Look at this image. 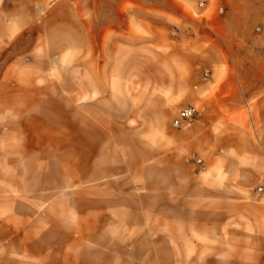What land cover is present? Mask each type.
Returning <instances> with one entry per match:
<instances>
[{"label":"crops","instance_id":"1","mask_svg":"<svg viewBox=\"0 0 264 264\" xmlns=\"http://www.w3.org/2000/svg\"><path fill=\"white\" fill-rule=\"evenodd\" d=\"M10 2L0 0L3 40L31 23L27 1ZM132 3L138 31L125 28L122 39L131 58L120 76L90 86L149 89L137 95L142 119L162 103L175 117L193 106L197 117L181 129L151 130L152 144L147 132L96 126L88 170L73 180L88 185L80 189L88 198L73 200L88 203L69 209L60 194L64 145L44 159L48 145H34L28 128L32 113L0 108V264H264V192L255 194L264 186V0H212L197 17L182 16L195 29L175 39L183 58L164 80L144 78L155 69L145 63L144 1ZM149 45L155 54L164 43L154 34ZM242 45L247 64L236 63ZM21 86L32 88L33 79ZM161 88L172 90L164 97Z\"/></svg>","mask_w":264,"mask_h":264},{"label":"rangeland","instance_id":"2","mask_svg":"<svg viewBox=\"0 0 264 264\" xmlns=\"http://www.w3.org/2000/svg\"><path fill=\"white\" fill-rule=\"evenodd\" d=\"M21 1L11 0L18 5ZM26 1L31 23L16 36L0 39V108L6 112L32 113L28 128L33 132L34 145H48V151L42 153L44 159H56L57 152L52 149L64 145L65 150L59 156L63 155L60 160H64L65 188L60 194L64 195L65 208L85 206L87 200H79L78 196L73 200V195L88 198L87 192H80L83 188L87 190L88 185L79 182L74 185L73 180L88 170L89 143L98 137L96 126L112 125L119 133L122 128L147 132L144 140L152 144L155 137L151 130L178 129L172 125L175 114L171 104L162 103L160 110L142 119L137 95L149 89L90 86L120 76L122 62L131 58L126 57L129 50L122 49V39L125 28L131 33L138 31L132 14L136 9L132 1L136 0ZM140 1H144L141 8L146 15L145 28L141 30L146 47H152L149 44L154 34L164 43L155 54L152 48H146L145 63L154 67L155 72H146L144 78L164 80L172 75L177 59L183 58L178 51L182 46L175 39L184 40L195 29L182 22L181 17H197L194 11L200 8L199 4L212 0H177L176 8H169L167 0H155L162 7L153 6L150 2L154 0ZM115 9L119 11L116 19L110 14ZM169 10L177 16L173 22L169 21ZM261 12L264 14V9ZM169 47L176 51L171 52ZM248 47L239 48L242 54L236 56L237 64L248 63ZM113 66L116 71H107ZM28 78L33 79V87L25 89L21 84ZM160 90L165 97L172 89ZM120 137L126 138L125 134ZM131 155L135 153H130V159ZM140 155L146 161L151 159L147 153L137 156Z\"/></svg>","mask_w":264,"mask_h":264},{"label":"built area","instance_id":"3","mask_svg":"<svg viewBox=\"0 0 264 264\" xmlns=\"http://www.w3.org/2000/svg\"><path fill=\"white\" fill-rule=\"evenodd\" d=\"M199 6L203 7L204 3L201 2L199 4ZM218 12L220 14H223L224 8L222 6L218 7ZM198 113H199V110L197 108H195L193 106H184L183 108H181L178 111L176 117L172 121V125L178 129L186 127V126L190 125L195 120ZM194 162L198 165L201 164L200 159H195ZM261 192H264V186H259L255 190L256 195H258Z\"/></svg>","mask_w":264,"mask_h":264}]
</instances>
